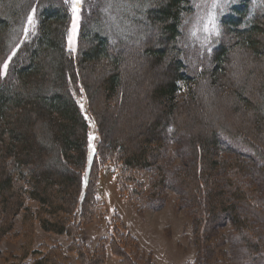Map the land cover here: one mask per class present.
I'll list each match as a JSON object with an SVG mask.
<instances>
[{
    "label": "trees",
    "instance_id": "1",
    "mask_svg": "<svg viewBox=\"0 0 264 264\" xmlns=\"http://www.w3.org/2000/svg\"><path fill=\"white\" fill-rule=\"evenodd\" d=\"M103 2L82 0L72 54L66 47L72 24L71 0H0V241L12 231L13 217L20 212L25 231L18 253L12 255L14 263L9 264H72L59 244L45 241L40 249L32 248L34 220L46 233L71 238L66 251L75 254L77 264H104V240L90 249L81 237L82 225L94 215L98 173L104 165L112 166L119 193L138 211L142 209L139 202L145 205L144 201H151L165 188L166 174L156 165L157 171L140 191L143 199L136 192V173L153 167L164 143V132L157 133L161 122L134 146L123 138L113 141L110 129L103 124L104 113L122 102L130 73L127 65L148 59L165 63L169 70L167 81L153 91L164 105L163 112L179 122L169 121L165 131L171 128L190 133L180 112L184 104L195 103L201 84L196 83L197 78L208 79L212 100L219 98L214 83L221 80L229 86L223 99L234 102L245 117L244 125L231 129L211 116L203 126L193 117L194 127L200 129L197 135H188L192 157L176 169L175 180L188 200L186 210L192 219L195 243L210 221L227 214L233 229L244 230L250 239H256L250 248L264 252L263 227H255L241 214L243 204L264 215L251 196L255 189L239 179L246 163L238 157L223 159L218 155L219 133L239 136L264 167V65L257 67L264 64V12H250L246 0L233 5L220 19L218 47L209 56L204 54L201 62L189 55V45L184 47V28L194 12L192 0H124L125 7L118 11L120 20H113L123 26L112 32L107 29ZM29 18L31 30L27 27ZM155 28L159 29L158 40ZM236 49L249 53H244L242 65L248 70L241 83L227 72ZM9 56L2 73V63ZM188 58L195 59L194 65L201 64L191 66ZM249 59L255 65L249 66ZM74 85H78L75 94L85 96L87 116L71 94L69 87ZM100 89L103 92L98 100ZM90 124L97 136L92 153L88 151ZM260 186L264 189V179ZM27 198L38 204L34 213L25 205ZM114 221L120 219L115 217ZM120 224L110 238L111 252L120 258V264H136V260L144 264L145 253L139 252L136 238ZM208 238L204 236L206 242Z\"/></svg>",
    "mask_w": 264,
    "mask_h": 264
},
{
    "label": "rangeland",
    "instance_id": "2",
    "mask_svg": "<svg viewBox=\"0 0 264 264\" xmlns=\"http://www.w3.org/2000/svg\"><path fill=\"white\" fill-rule=\"evenodd\" d=\"M240 1L242 0H192L194 12L184 28V34L186 35L184 47L190 46L189 55L194 54L195 59L204 62L205 58L202 56L204 54L209 56L221 41V17L230 13V8ZM125 3L124 0H104L102 3V9L108 20L107 29L110 32L116 28L121 29V26H123L122 24L117 26L113 20H120L118 11L119 13L122 12V7H125ZM246 4L250 12H264V0H246ZM81 5L82 0L78 13L74 14L71 0L72 24L67 33L66 47L72 54L76 51L80 21L79 19L77 20V15L79 17ZM104 13L103 15L105 16ZM74 26L75 33L73 34ZM27 27L31 30L33 23L28 21ZM73 35L74 40L70 41V37ZM159 36V29L155 28V40H158ZM262 40L264 41V37ZM153 45L156 47L157 43L153 42ZM183 53L185 54L186 50H183ZM244 53L249 56L248 52L236 49V51L231 53L230 63L228 62L227 72L234 77L237 83L242 82L241 80L248 70L247 67L242 65L244 63ZM10 56L2 63V73L6 72L3 66L8 64ZM195 59H189L191 66H199L201 64L198 62L194 65ZM247 64L249 66L255 65L250 59ZM263 65L261 63L257 67ZM127 66L130 73H128V81L125 82L123 87L122 102L117 106L114 105L115 107L112 106L111 110H107L104 113V115H107L103 119L104 128L106 130L110 129L109 133H111L110 137L113 141L123 138L128 144L131 143L134 146L137 145L138 139L147 138L156 122H161L162 125L156 132L159 135L164 132V143L153 167L136 173L138 183L136 192L139 198L143 199L140 191H143L154 172L157 171L156 165H160L162 167L161 170L166 174V189L161 190L162 192L151 201L146 203L144 201L145 205L139 202L142 205V209L138 211L127 196L119 193L116 187V174L112 166L107 164L100 167L94 215L89 222L82 225V239H84L90 249L94 248L98 240H104L106 245L104 264H120V258L111 252L109 243L113 229L120 227L121 221L124 226L123 231L132 234L140 247L139 252L143 251L145 253L144 264H264V252L259 249L253 251L250 248V242L253 243L256 239H250L249 234H246L244 230L238 232L233 229L227 214H222L217 219L210 221L204 232H202V229L198 244L195 243L192 219L186 210L188 200L178 189V182L175 180L174 173L176 169L185 165L192 157L191 150H189L188 135L191 132L193 136L197 135L200 129L197 126L194 127L195 123L192 121L195 120H192L193 117H196V120L199 119L203 126L211 116H214L216 121H220L221 124L231 129L238 127V125H244L245 117L239 109L235 108L234 102L223 99V96L230 90L229 86L221 80L214 83V85L209 83L216 94L219 95V98L212 100V90L209 92L208 79H203L205 76L197 78L196 83L201 81V84L198 86L196 101L193 104H184L180 112L182 115L181 119H185L182 124L184 125L188 122L190 133L186 131L175 132L171 128H167L165 131L169 121L179 122L174 115L168 116V114L163 112L164 105L155 97L153 91L167 81L168 67L163 62L157 64L151 59L133 61ZM201 66L203 69L206 68L204 64ZM259 75L256 78L258 82L261 79ZM96 76L97 74L93 75V78ZM69 89L81 107L80 109L83 110L82 113L87 116L84 94L76 95L78 93V85L71 86ZM102 92V89H100L99 94H96L98 100H100ZM184 95L186 94L178 93L177 96L186 97ZM191 95L192 93L188 96ZM214 101L218 105H215ZM103 109L105 108L103 107ZM100 113L103 116L101 111ZM218 138L220 142L218 155L220 158L238 157L239 160L245 161L246 170L239 176V179H242L252 189H255L256 192L253 190L254 194H251V196L256 204H259L264 210V189L260 186V181L264 179V167L261 160L254 155L253 150L241 137H230L225 133H219ZM96 144V131L90 124L88 127V151L90 153L95 151ZM25 205L32 213L36 211L38 206L36 201L28 198L25 200ZM241 214L247 216L255 224V227H263L262 229H264L263 214H259L255 209L243 204L241 206ZM115 217L119 218L120 221L116 223L114 221ZM13 222L12 231L8 232L0 241V264H3L6 260L8 264L14 263L11 261L12 255L14 257L18 253L24 241L23 234L25 231L22 225L21 212L13 217ZM206 235L209 237L207 242L204 239ZM45 241L50 244H59L63 252L68 256L70 263L77 264L75 254L66 251L71 238L66 235L46 233L40 227L38 221L34 220L32 248L40 249L41 244ZM17 262L15 260V263ZM136 264L143 263L136 260Z\"/></svg>",
    "mask_w": 264,
    "mask_h": 264
},
{
    "label": "snow or ice",
    "instance_id": "3",
    "mask_svg": "<svg viewBox=\"0 0 264 264\" xmlns=\"http://www.w3.org/2000/svg\"><path fill=\"white\" fill-rule=\"evenodd\" d=\"M66 2H68V0H66ZM80 2H81V0H72V9H73L74 14L78 13V11H79V6H80ZM78 19H79V17H78V15H77V20H78ZM29 23H32L31 18H29ZM74 33H75V26H74V28H73V34H74ZM72 40H74V35L70 37V41H72ZM6 68H7V65L5 64V65L3 66V69L6 70Z\"/></svg>",
    "mask_w": 264,
    "mask_h": 264
}]
</instances>
